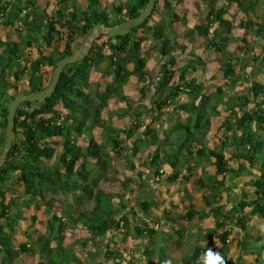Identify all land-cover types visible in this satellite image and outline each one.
<instances>
[{
  "label": "trees",
  "instance_id": "1",
  "mask_svg": "<svg viewBox=\"0 0 264 264\" xmlns=\"http://www.w3.org/2000/svg\"><path fill=\"white\" fill-rule=\"evenodd\" d=\"M52 1L50 13V0L41 5L34 0H0V23L18 36L0 39V152L13 98L47 88L57 62L79 49L77 38L84 41L97 26L111 28L137 18L148 0L108 5L101 0ZM257 3L154 0L151 14L126 35L97 36L81 61L64 68L49 98L19 105L15 140L0 169V264H89L97 244L104 245L119 226L125 231L123 241L157 235L154 243L162 256L163 243L173 238L163 230L153 232L127 212L129 198L137 191L141 195L145 183L135 161L169 182H189L197 176L204 208L190 205L177 219L169 218L181 249L173 264H201L208 248L221 254L219 248L227 247L232 229L245 232L249 225L264 226V135L258 133L264 130V84L242 69L246 58L257 69L264 66V19L256 15ZM177 6L183 7L182 13ZM230 8L241 16L238 23L226 17ZM193 12L197 17L189 26L187 18ZM238 29L255 41L236 37ZM103 36L106 43L98 45L96 40ZM197 37L217 56L222 86L204 78L207 63L199 55L179 65L188 49L179 39L192 45ZM256 47L260 54H254ZM149 61L157 66L156 75ZM104 66L111 80L103 88L93 86L91 69ZM241 81L249 83V93L232 91ZM129 86L147 104H132L125 94ZM113 98L124 106L109 108ZM170 108L178 114L168 120L165 111ZM223 114L225 130L216 150L204 135L212 117ZM114 117L127 118L128 128L109 124ZM148 119L160 122V128H151ZM98 129L102 142L95 137ZM113 155L123 157L131 172L117 168ZM222 194L229 198L226 205L219 204ZM30 207L45 214L43 222L32 216V224L26 223L25 208ZM152 207L158 208L151 198L138 203L140 212ZM194 218L214 221L212 228L199 231L196 242L182 222L193 223ZM38 221L42 229L36 227ZM67 228L81 229L86 238L66 242ZM237 246V256L225 264H264V236L253 241L241 237ZM102 247L99 264H121L120 252ZM144 252L149 261L153 250Z\"/></svg>",
  "mask_w": 264,
  "mask_h": 264
},
{
  "label": "rangeland",
  "instance_id": "2",
  "mask_svg": "<svg viewBox=\"0 0 264 264\" xmlns=\"http://www.w3.org/2000/svg\"><path fill=\"white\" fill-rule=\"evenodd\" d=\"M103 5H108L111 2H115L117 0H101ZM222 1V0H220ZM191 9L193 7L191 5ZM52 9V8H51ZM177 9L180 10L179 13H182L183 7L177 6ZM51 13V11H49ZM197 17V13H192L188 15V21L189 26H192L193 22H195V19ZM229 20L240 21V17H237L235 14V9L230 8L229 13L226 16ZM237 17V18H236ZM158 19L156 16L154 17V21H157ZM253 20L256 21L255 18ZM236 37L243 36L245 37L246 34L242 32L241 29H238L236 33L234 34ZM0 37L4 38H10L13 37L9 34H6V31L3 27H0ZM16 38V37H15ZM246 38L253 43L255 39L251 36H246ZM107 41V38L105 36L101 37L99 40H96V43L98 45L105 44ZM83 42L82 38H77L74 44L80 48L79 43ZM180 43H184L186 46H188L186 56H182L179 59V65H182L192 54H196L201 56V58L206 61V68L202 72L205 79H208L211 84L214 86H222L225 82L222 78V73L219 71V64L217 62V56L214 55L211 51L206 49L204 44V39L197 37L195 39L194 44L190 45L189 43H186L183 39H179ZM238 44V42L236 41ZM92 45V44H91ZM91 47V46H90ZM254 54H260L261 50L256 48H253ZM260 50V51H259ZM105 53H107V49L104 50ZM262 55V54H261ZM256 67V68H255ZM102 70L95 71V69H91L90 71V81L92 85L98 84L99 88H103L104 84L107 81L111 80V74L109 69L104 67H100ZM148 68L151 71L152 74H157V66L154 65L153 61H149ZM242 69L245 73L251 75L255 74V80L258 82H261L264 84V66L260 69H257V65L250 59H245L242 62ZM50 69H46V74L50 73ZM48 77V76H47ZM248 82L241 81L240 84L234 88H232V91L240 92V93H249L248 91ZM20 88H25L24 84L20 85ZM125 94L130 97V101L133 104H147L144 100H141L138 91L135 89L134 86L127 87ZM183 101H186L184 97H182ZM124 104L117 103L116 100L113 98L110 102L108 107L114 108V107H123ZM106 111L107 109H104L103 111V118H106ZM167 115V119L172 118L173 115H176L178 113L172 112V108L165 111ZM182 115V114H181ZM185 116V115H182ZM225 119V115H217L213 116L211 119V125L210 127L205 131V138L208 139L210 145L215 148L216 150H219L218 141L220 139L221 133L223 130L222 122ZM151 119L147 120V123L150 125L151 128H160V122L152 121ZM113 126H117L120 128H128L129 121L127 118H119L114 117L111 122L109 123ZM166 125V124H165ZM259 134L264 135V130H259ZM95 137L98 142H102L103 138L100 135V130L98 129L95 131ZM114 164L117 168H120L125 173L131 172L129 169V164H125V161L123 157H117L113 155ZM135 166L141 172L142 180L144 183V188L140 192L142 194L140 195L137 191L132 197L129 198V202L127 203V212L130 213L131 218H135L138 222H145L149 225V227L153 230V232L161 231L162 230L171 236L170 241H166L163 243V253L162 256L159 253V250L157 249V246L155 245V237L157 235H147L144 234V237H133L129 236L126 237V240L123 241L124 236V229L119 226L117 229L114 230V232H110L108 234L107 240L104 242V245H107L110 248H113L114 250L120 252V260L121 264H173L174 261L178 260L180 256L181 249L179 248V245L177 244V237L175 235V229H173L171 222L169 221V218L177 219L179 215L183 214L190 205L194 206L196 210L203 209L204 203L201 198V194L197 192L196 187V180L197 176L193 175L189 182H186L184 180L178 181V182H169L165 176L162 177V179L159 178L154 173V170L150 171L148 168H145L141 165H138V162L135 161ZM165 169L167 174H170L169 168L163 167ZM199 172V171H198ZM220 179V178H219ZM18 188V187H17ZM249 188V187H248ZM143 198H151L153 200L154 204L158 207L150 208L148 212H140V209L138 208V203ZM221 201L219 204L226 205L229 198L226 197L225 194H222ZM25 216H26V223L32 224V216H35L40 220V222H43L45 219V214L41 211H37L34 207L25 208ZM133 215L135 217H133ZM139 216V217H136ZM166 216V217H165ZM117 220V217L114 215L110 221V227H112V230L114 229L115 221ZM22 222V221H21ZM40 222H36V227L39 229H42ZM186 224V228L188 229V234L192 237V242H196L198 238L200 237L198 235L199 231H202L205 228L213 227L214 221L212 218L205 219L203 221H197L196 218H194L193 223L192 222H184ZM25 226V225H23ZM199 226L201 228H199ZM237 230H233L228 235V244L225 248H219V251L221 252L222 256H224L225 260L230 262L233 260L234 257L237 256L239 249L237 246V241L244 237L247 240L253 241L257 236H264V226L262 225H249V227L246 229L245 232H241L239 228H236ZM65 238L66 242H73L77 239L83 240L86 238V234L81 231L79 228H67L65 230ZM148 238V239H145ZM23 238V236H22ZM22 238H18V240H22ZM153 241V242H152ZM123 244V245H120ZM201 244H206V242H201ZM100 243L96 246V252H95V259L93 262L89 264H99L103 260L101 258V248L104 246ZM124 247L126 249H124ZM153 250L151 258L149 261L145 258V250ZM160 257L161 261H157V258ZM129 262V263H128Z\"/></svg>",
  "mask_w": 264,
  "mask_h": 264
},
{
  "label": "water",
  "instance_id": "3",
  "mask_svg": "<svg viewBox=\"0 0 264 264\" xmlns=\"http://www.w3.org/2000/svg\"><path fill=\"white\" fill-rule=\"evenodd\" d=\"M153 5H154V0H148L145 10L137 18L128 19L121 26H114L111 28H104L102 26H97L93 28V30L88 34V36L85 38L80 48L76 52H74L69 56L61 58L57 62L56 66L53 69L50 83L47 88L28 94L20 93L13 98V100L9 104L8 113L6 117V121H7L6 140L0 152V169L4 164L8 151L10 150L15 140L14 117L19 105L22 102H37L49 98L55 91L57 83L59 82L60 79V75L64 70V68L68 65H72L81 61L86 56L92 42L97 36H100L102 34L108 37L126 35L132 26L139 25L140 23L143 22L145 18H147L151 14L153 10ZM256 15L257 17L264 19V0H258Z\"/></svg>",
  "mask_w": 264,
  "mask_h": 264
},
{
  "label": "crops",
  "instance_id": "4",
  "mask_svg": "<svg viewBox=\"0 0 264 264\" xmlns=\"http://www.w3.org/2000/svg\"><path fill=\"white\" fill-rule=\"evenodd\" d=\"M35 1V3L37 4H43L44 2H46V0H34ZM82 1H85V0H78V2H82ZM102 2V1H101ZM50 3H51V5H50V7H49V11H51V12H53V10H54V3H53V1L52 0H50ZM52 8V9H51ZM0 27H3L4 28V30L6 31V34H9V35H11V36H13V37H10V38H2V37H0V39L1 40H6V39H10V40H18L17 38H18V36H17V34L14 32V29L13 28H9V27H4L3 25H1V23H0ZM236 33V32H235ZM234 33V34H235ZM16 37V38H15ZM46 69H49L48 67L47 68H45V71H46ZM47 76L48 75H50V74H46ZM165 170V169H164ZM199 171V172H198ZM198 173H200V168L198 169ZM15 189H18L17 187H15ZM20 189V188H19ZM24 216H25V214H24ZM25 218H26V216H25ZM20 224H21V226H23V224H24V222L22 221V222H20ZM19 228V227H18ZM18 238H22V236H17V240H18ZM145 239H148V238H146L145 237ZM153 242V241H152ZM179 259V258H178Z\"/></svg>",
  "mask_w": 264,
  "mask_h": 264
},
{
  "label": "clouds",
  "instance_id": "5",
  "mask_svg": "<svg viewBox=\"0 0 264 264\" xmlns=\"http://www.w3.org/2000/svg\"><path fill=\"white\" fill-rule=\"evenodd\" d=\"M200 259L201 264H225L223 256L218 252H214L210 248L207 249Z\"/></svg>",
  "mask_w": 264,
  "mask_h": 264
}]
</instances>
